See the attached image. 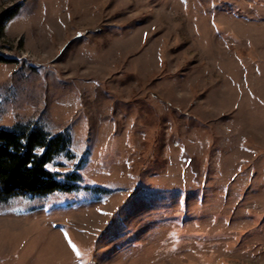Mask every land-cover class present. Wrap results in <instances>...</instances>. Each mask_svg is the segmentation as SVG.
I'll list each match as a JSON object with an SVG mask.
<instances>
[{
  "label": "rangeland",
  "instance_id": "rangeland-1",
  "mask_svg": "<svg viewBox=\"0 0 264 264\" xmlns=\"http://www.w3.org/2000/svg\"><path fill=\"white\" fill-rule=\"evenodd\" d=\"M0 56V128L84 159L0 202V264H264V0H0Z\"/></svg>",
  "mask_w": 264,
  "mask_h": 264
},
{
  "label": "trees",
  "instance_id": "trees-1",
  "mask_svg": "<svg viewBox=\"0 0 264 264\" xmlns=\"http://www.w3.org/2000/svg\"><path fill=\"white\" fill-rule=\"evenodd\" d=\"M71 142L67 134L53 135L42 126L0 128V202H7L14 196L34 198L56 190L69 192L82 187L78 183L81 179L78 169L83 157L72 171L65 173L64 178L60 172L48 167L59 154L76 156ZM38 148L42 151L38 152Z\"/></svg>",
  "mask_w": 264,
  "mask_h": 264
},
{
  "label": "snow or ice",
  "instance_id": "snow-or-ice-1",
  "mask_svg": "<svg viewBox=\"0 0 264 264\" xmlns=\"http://www.w3.org/2000/svg\"><path fill=\"white\" fill-rule=\"evenodd\" d=\"M74 247V249H75V246H73ZM77 251V255H80V252H79V250H76Z\"/></svg>",
  "mask_w": 264,
  "mask_h": 264
}]
</instances>
